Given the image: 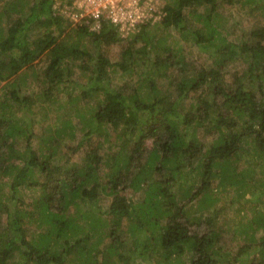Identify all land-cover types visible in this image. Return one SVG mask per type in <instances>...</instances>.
<instances>
[{
    "label": "trees",
    "instance_id": "obj_1",
    "mask_svg": "<svg viewBox=\"0 0 264 264\" xmlns=\"http://www.w3.org/2000/svg\"><path fill=\"white\" fill-rule=\"evenodd\" d=\"M57 1L62 0L30 1L25 15L28 0H15L3 8L9 15L7 19L15 13L19 17L12 25H0V83L58 47L60 36L56 32L63 27L61 18L53 13ZM217 2L173 0L165 4L166 15L161 22L166 29L191 36L196 45L211 53L215 65L210 69L191 67L184 56L183 64L174 61L171 47L155 34L153 26L137 36L129 35L126 39L130 43L121 61L111 62L102 48L120 44L121 35L117 26L102 22L99 31H90L87 26L70 29L69 33L81 40L66 48L68 55H57L46 68L40 66V72H35L48 86L39 99L57 105L56 112L49 111L55 123L40 135L36 127L48 121L49 113L42 112L39 121L37 113L29 117L26 113L31 114L30 106L37 103L29 102L21 93L20 83L4 86L0 97V179L6 181H0V190L6 191L9 202L17 204L14 203L15 219L0 227V264H124L129 258L126 254L142 247L138 256L159 254L162 264H175L169 262L171 255L177 256L176 264H184L181 259L185 255H189V264H264L262 251L254 260H242L245 247L236 255L220 247L222 229L210 228L206 235L190 231L191 226L202 221L204 212L210 216L206 217L208 225L220 215V209L210 210L215 203L212 182L219 179L223 188L227 183L240 184L239 197L256 194L252 221L239 226L246 229L240 233L242 237L249 234V229L264 233V181L244 180L247 175H255L259 167L264 170V28H254L248 37L229 41L213 22L221 17ZM242 4L250 9L264 8V0H245ZM200 6L209 8L208 12L197 13L195 9ZM4 14H0V20L5 19ZM189 16L194 19L192 23ZM196 22L202 28H196ZM31 24L45 32L34 38ZM89 38L100 48L93 58L84 47ZM142 40L146 44L137 48L135 43ZM64 44L67 46L65 41ZM165 53L167 59L163 57ZM72 55H89L94 63L88 67V90L80 91L79 97H70L64 105L57 93L63 84L71 83L73 70L63 60ZM137 55H151L149 70L138 76L140 86L151 91L126 102L127 97L114 85V74L127 79L122 89H128L134 81ZM233 61L246 64L237 73V89L225 81L224 70ZM175 69H180L177 76ZM169 70L170 86L177 89L175 97L168 84L160 90L156 86L158 77L166 76ZM199 90L202 95L190 105V114H181L179 107L184 105L180 101ZM209 92L218 97L219 103L206 99ZM92 95L94 105L70 113L82 119L87 140L63 151L64 140L69 139L73 145L76 142L77 126L64 120L67 106L75 103L76 108L81 96ZM61 109L63 113H59ZM205 126L210 132L203 142L198 133ZM94 138L98 139L96 144ZM21 141H25L24 148ZM245 144L252 145V152ZM81 150L83 163L76 161ZM249 157H253V163L255 159L260 161V165L250 162L247 173L239 171L237 164ZM178 174L183 175L177 181ZM28 190L39 194V199L34 200L40 214L38 232L27 227L35 219H28L19 209L24 201L22 195ZM126 192L133 196L140 193V197L130 200ZM108 197L111 201L102 211ZM85 200L100 211L81 212L79 202ZM195 203L203 206L199 218L188 210ZM72 205L79 207L76 215L67 216ZM125 219L131 221V238L127 232L121 233ZM166 219L168 222L163 224ZM144 228L150 229L147 240L138 236ZM106 238L111 243L103 248Z\"/></svg>",
    "mask_w": 264,
    "mask_h": 264
},
{
    "label": "rangeland",
    "instance_id": "obj_2",
    "mask_svg": "<svg viewBox=\"0 0 264 264\" xmlns=\"http://www.w3.org/2000/svg\"><path fill=\"white\" fill-rule=\"evenodd\" d=\"M30 1L33 0H28V4L26 3L27 7H25L24 15L27 14L29 8ZM231 1V2H230ZM218 0V14L221 16L217 18L215 22L218 25L219 31L228 37L229 41L235 42L237 39H239L241 36L248 37L249 33L254 29V28H264V8L262 9H250L248 6H245L242 4L243 1L245 0ZM11 2H15V0H0V14H4V10L8 5L11 4ZM76 2V0H62V1H57L55 5L53 6V13L56 16H59L61 18V25L63 28H61L60 32H56V35L59 37L58 41V47L49 50L48 52L44 53L41 59L39 58L35 62L25 65L22 70L16 74L14 77L7 78L5 81L0 83V97L3 91L5 90L4 86L7 83L15 82L16 84H21V93L28 98L29 102L37 103L35 107L32 105L30 106V112L26 113L27 115H32L33 113H37L39 116L37 118V121L40 120V115L43 114L42 112H48V121L41 122L37 127L36 131L38 135H40L44 129L48 127V125H52L55 123V116L54 114L50 112H56V107L57 105L54 103H44L41 101L39 98L41 96L42 91L47 88V83H43L40 81L39 76L35 72H40L39 68L42 66V68H46L49 63L51 62L52 59L57 58V55H68L69 50H66V48L70 45H73L76 43V41L81 40L79 39L78 36L74 34L69 33L70 29H75L77 30L81 26H77L79 24H75L74 22L70 23L69 19L71 20V4ZM172 3L173 0H160V1H150V4L152 5V8H154L156 11L152 12L150 8H147V14H145L146 19H142V22L140 23L141 26L137 29L135 33H133V36H137L140 33H142L143 29H146L147 27L153 26V30L156 32L158 36H161V40H165L168 43V46L171 47V56L174 55L176 56L174 58V61L179 62L180 64H183V56L185 58V62H188L191 67L199 68L200 70L203 69H210V67H213L215 65L214 59L211 57V53H207L206 50L202 49V47H199L196 45L192 39L191 36L188 35H183L178 32H176L175 29L169 28L166 29L163 24L161 25V22L164 20L165 17V12H163V8L166 3ZM253 2V1H252ZM71 3V4H70ZM261 3V2H260ZM24 4V3H23ZM254 4V2H253ZM263 3H261L262 5ZM22 5V1H21ZM25 5V4H24ZM59 7L60 9H57ZM253 7V6H252ZM151 8V9H152ZM153 9V10H154ZM197 13L199 14H206L209 10V8L205 6H200L195 9ZM193 12V9L190 10ZM207 11V12H206ZM187 13V12H186ZM5 19L0 20V25L2 26L3 24L8 26L12 25L19 17L17 13L12 14L10 19H7L9 17L8 13L6 12L4 14ZM194 19L189 16V21L192 23ZM89 26V27H88ZM87 27L89 28L90 31H97L98 27L95 23L89 24ZM197 26V27H196ZM196 28H202V24L199 22H196ZM30 27L31 29V36L37 37L38 35H41L45 32L44 28H39L36 24H31ZM55 29V28H53ZM151 29V30H152ZM127 37L129 36H124L120 38V44H111V45H104L105 48L103 47L102 50L105 51V53L110 57L111 62H119L121 61V56L123 50L128 46L130 43L127 41ZM64 41L67 43V46L64 44ZM146 43L142 41H138L135 43V46L137 48L141 47L142 45L144 46ZM75 46V45H74ZM87 46V49L89 50L90 55L92 58L96 55V52L98 49H100L98 46H96L93 43L92 39H85L84 42V47ZM81 47V46H80ZM72 48V47H71ZM168 53H165L163 57L165 59L168 58ZM89 55L86 56H81V57H75L72 55V58L69 60H62L67 61L69 64V68L73 70L70 73V79L71 83L63 84L59 88L58 97L62 104L66 105L70 97H79L80 91L82 90H88V77L91 75V71L88 69L90 68L94 60L89 59ZM151 55L143 56V55H137V65L135 66V75H134V81L130 84V87L128 89H122L124 87V82L127 81L126 78H124L120 73H115L114 76L116 77L113 79V82L115 83V87H118L117 89H121L123 94L127 97L125 99L126 102H129L131 99H139V95H147L148 91H151L150 88L147 90L146 88H142L139 84L138 81V76L140 75L141 72L149 70L150 67L148 66V61L150 59ZM65 63V62H64ZM246 67V64L244 61L238 62V61H233L226 70H224L225 76V81L232 87L237 89L240 84L237 83L236 76L237 73L242 72L243 69ZM189 70V69H188ZM173 71L175 72V76H177L178 71L180 72V69H175ZM7 71H4V74ZM172 73L171 70L166 72V76L161 77L156 80V86L158 90L162 89L165 87L167 84L170 86V74ZM88 75V76H87ZM183 78V77H182ZM46 84V85H45ZM113 84V83H112ZM67 85V86H64ZM64 88V89H63ZM170 93L175 97L177 95V89L176 87L170 86ZM142 95V96H143ZM202 95L201 90L196 91V92H191L188 95L185 96L183 99V102L180 101V103L184 106H180V113L184 115V113L187 112V114H190L189 109L190 105L192 103H195L198 101V97ZM206 99L209 102H213L216 100L219 103V99L213 94V93H206L205 95ZM96 103L95 96L92 95V97H83L81 96V99L78 101L76 108L74 107V104H69L67 106V112L68 114L65 115L64 120H71V123L73 125H76V142L73 145V142H71L69 139H66L62 142V149L65 151L66 149H71L73 146L78 145L79 142L82 143L83 141L87 140V137L84 135V130H82L83 123H81V118L76 117L74 114L70 113H75L77 112V109L79 108V111H84L88 107H91V105H94ZM41 106L43 107V110L41 109ZM216 107V106H215ZM214 108V107H213ZM50 111V112H49ZM64 111L61 109L59 110V113H63ZM72 115V116H71ZM210 129L209 126H205L202 130L199 131L198 133V138L201 139V141H207L209 137ZM78 141V142H77ZM98 139L94 138L93 144H96ZM117 144H120V140H116ZM148 146L151 147V143L148 142ZM20 145L22 148L25 146V141L20 142ZM245 147L248 148L250 152H252V145L245 144ZM117 150V149H116ZM83 156L84 152L81 150L79 152V155L76 157L77 162H82L83 163ZM18 162V161H17ZM254 162L253 157H249L247 159H242L237 165L239 167V171H248L249 166ZM260 161L255 159L254 164H259ZM261 168L259 167V170L256 171L255 175L250 177L247 175L245 177V182H257L263 180L264 181V170H260ZM181 175L183 174H178L177 176V181L180 179ZM240 177L238 178V180ZM6 181L4 179H0V181ZM262 181V182H263ZM239 185H234L232 186L230 183L226 184V187L223 188L219 184V179H215L212 182V187H211V195L214 199V204H211V209L213 210L214 208L220 209V215L216 216L214 221L211 222L210 225H208V220H206V217H210L209 213H205L202 215L203 219L202 221L200 220L197 224H194L193 226L190 227V231L192 234L197 233L201 235H206L207 231L210 228H217L218 230H221L224 232L222 237L220 238L221 240L219 241V246L220 247H227L228 249L231 250L233 254L239 253L244 247L246 250L244 251V256H242V260L248 259V260H254L255 258H258V256L261 255L264 252V233L262 231H257L254 232L253 230L249 229L248 232L249 234L247 236H243L241 234L245 233L244 228H239L241 224H247L252 221V218L254 217L253 214V207L255 205V200H256V194L249 193L246 194L244 197H239L237 194V191H240ZM248 189V188H246ZM124 195H126L130 200H138L140 197V193L138 195L133 196L130 192H126ZM24 201L21 206H19V209L22 210L21 213H26L28 216V219H35L32 220L31 224L28 225L30 231L32 232H38L40 229L38 217H40L39 210L35 207L34 200L39 199V194L35 193L33 191H26L24 195H22ZM0 201L2 204H0V227L4 226L10 219L11 221L14 218V203L15 205L17 202H9L7 199V193L6 191L0 190ZM111 201V197L106 198L104 201L103 209L104 211L107 206L109 205ZM19 203V202H18ZM80 203V211L81 212H86V211H91L94 210L92 205H89L88 201H82ZM20 205V204H19ZM79 207L72 205L68 211H67V216L69 215H76L75 213L77 212ZM98 211V208H95ZM190 213L193 215H201V212L203 211V206L198 205L195 203L194 205L191 204L188 208ZM100 211V210H99ZM213 214V213H212ZM11 215V218H9ZM35 217V218H34ZM110 216L107 217L109 219ZM81 222V221H80ZM168 222V219L164 220L162 223L166 224ZM131 225V221L129 219H125L123 221V227L121 229L122 232H127V234L132 237V232H130L129 227ZM45 227V226H44ZM239 228L236 232L235 230ZM43 229V228H42ZM241 233V234H240ZM237 237H236V236ZM253 235L256 237V239H252ZM138 236L140 239L147 240L149 239L150 235V229L144 228L140 233H138ZM111 243L110 239L106 238V241L104 242V245L101 247L108 246ZM143 248V247H142ZM142 248H140L138 251H134L133 254H126L129 255L128 260L126 261L127 263L124 264H162L161 259L162 256L159 254H155L151 256V254L148 252L145 254V256H138L140 252H142ZM174 254V253H173ZM171 259L169 262L175 263L177 260L176 255H171ZM101 259V256L100 258ZM124 259V258H123ZM184 264H189V255L183 256ZM237 264H244V263H237ZM246 264V263H245Z\"/></svg>",
    "mask_w": 264,
    "mask_h": 264
},
{
    "label": "built area",
    "instance_id": "obj_3",
    "mask_svg": "<svg viewBox=\"0 0 264 264\" xmlns=\"http://www.w3.org/2000/svg\"><path fill=\"white\" fill-rule=\"evenodd\" d=\"M150 1L160 0H76L73 4L70 3L71 20L69 19V22L79 24L77 26L95 23L98 27L97 31L101 23L105 22L117 26L122 37L133 35L141 26L142 19H146V9L156 11L152 8ZM57 9L60 8L57 7Z\"/></svg>",
    "mask_w": 264,
    "mask_h": 264
},
{
    "label": "clouds",
    "instance_id": "obj_4",
    "mask_svg": "<svg viewBox=\"0 0 264 264\" xmlns=\"http://www.w3.org/2000/svg\"><path fill=\"white\" fill-rule=\"evenodd\" d=\"M54 5H55V4H54ZM54 5H53V6H54ZM59 23L61 24V21H59Z\"/></svg>",
    "mask_w": 264,
    "mask_h": 264
}]
</instances>
